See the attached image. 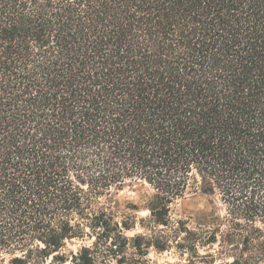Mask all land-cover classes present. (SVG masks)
<instances>
[{"label":"trees","instance_id":"16d2710c","mask_svg":"<svg viewBox=\"0 0 264 264\" xmlns=\"http://www.w3.org/2000/svg\"><path fill=\"white\" fill-rule=\"evenodd\" d=\"M135 182L154 227L129 237L110 198ZM189 190L227 215L173 218ZM219 237L264 264V0H0V264H146Z\"/></svg>","mask_w":264,"mask_h":264},{"label":"rangeland","instance_id":"374dc122","mask_svg":"<svg viewBox=\"0 0 264 264\" xmlns=\"http://www.w3.org/2000/svg\"><path fill=\"white\" fill-rule=\"evenodd\" d=\"M154 193L152 188L142 182L127 184L123 189L112 191L110 201L120 211L118 219L121 220L124 214L136 216L135 227L127 231L129 237L149 234L154 227L150 213ZM102 200L107 201L105 198ZM216 215L226 216V205L218 197L200 191L189 190L184 197L171 204V216L175 219H188L190 227L205 225ZM220 239L221 237L211 246L200 247L198 253L181 250L173 240L167 250L160 251L154 247L147 250L145 262L146 264H232L234 258L229 255V247L222 249ZM82 243L79 240L69 242L67 251H77ZM86 243L91 244V241L88 240ZM133 252L135 251L131 249L130 253Z\"/></svg>","mask_w":264,"mask_h":264}]
</instances>
